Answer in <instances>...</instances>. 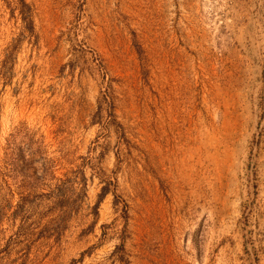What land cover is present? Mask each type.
I'll return each mask as SVG.
<instances>
[{"label": "rangeland", "instance_id": "rangeland-1", "mask_svg": "<svg viewBox=\"0 0 264 264\" xmlns=\"http://www.w3.org/2000/svg\"><path fill=\"white\" fill-rule=\"evenodd\" d=\"M0 264H264V0H0Z\"/></svg>", "mask_w": 264, "mask_h": 264}]
</instances>
